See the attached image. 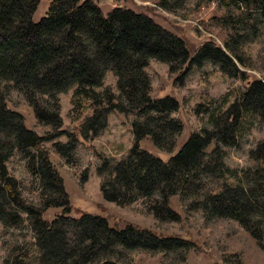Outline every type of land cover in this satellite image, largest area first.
I'll list each match as a JSON object with an SVG mask.
<instances>
[{"label": "trees", "instance_id": "trees-1", "mask_svg": "<svg viewBox=\"0 0 264 264\" xmlns=\"http://www.w3.org/2000/svg\"><path fill=\"white\" fill-rule=\"evenodd\" d=\"M41 1L0 0V220L5 227L20 226L25 220L21 211L25 212L36 236L6 264H120L121 248L182 247L176 238H159L134 227L116 230L100 216L73 218L68 202L54 207L61 209L49 221L44 214L52 204L43 210L27 205L6 163L14 152L24 153L30 171L46 190L64 195L62 179L43 143L65 137L66 143L54 147L66 156L67 150L74 151L81 143L90 146L107 128L111 112L132 115L140 120L132 124L133 147L120 161L111 165L104 159L99 168L102 197L129 204L158 195L162 206L154 208L157 217L177 220L171 199L192 196L200 189L198 178L222 172L226 153L221 146H236L243 115L259 114L264 122V82L250 80L237 65L236 61L243 64L242 59L231 52L229 56L206 34H199L205 41L192 54L184 39L152 17L117 5L105 14L95 0H49L46 16L36 24L33 15ZM231 1L246 8L256 4L264 19V0ZM151 60L169 64L174 73L185 68L183 75L210 61L228 77L247 83L246 92L224 118H211L214 131L192 134L168 162L141 148L148 138L157 149L171 153L177 148L174 137L183 127L167 117L178 111V100L152 97L145 71ZM109 72L118 79L119 95L103 87ZM73 88L71 102L78 110L71 111L67 126L58 95ZM12 90L33 105L38 127L28 128L22 115L9 109L6 99ZM250 155L264 166V139ZM192 200L199 203L197 197ZM201 203L206 213L236 220L257 237L250 217L264 215V179L248 189L224 185L210 190Z\"/></svg>", "mask_w": 264, "mask_h": 264}, {"label": "rangeland", "instance_id": "rangeland-1", "mask_svg": "<svg viewBox=\"0 0 264 264\" xmlns=\"http://www.w3.org/2000/svg\"><path fill=\"white\" fill-rule=\"evenodd\" d=\"M95 2L105 14L117 5L152 17L164 29L184 39L192 54L205 41L199 34H206L229 56L235 53L242 59L243 64L236 61L237 65L249 74L250 80L264 82V19L256 4L246 8L242 3L231 0ZM49 5V0L41 1L33 15L34 23L42 21ZM145 71L151 79L153 98L168 96L179 102L178 111L167 116L183 126L174 137L175 151L170 153L157 149L148 138L141 143L142 149L164 162H168L192 134L213 132L211 118H224L247 88V83L228 77L221 72L218 64L210 61L192 67L186 75H183L185 68L174 73L169 64L158 60H151ZM117 82L118 79L109 72L103 87L119 95ZM73 92L74 88L58 95L60 115L67 126L74 109L71 102ZM6 102L9 109L22 115L28 128L38 127L34 107L21 92L12 90ZM137 120L132 115L111 112L107 128L90 146L81 143L74 151L67 150L66 156L59 155L54 147L57 142L66 143L65 137L43 143V149L62 179L64 195L56 190H46L40 179L30 171L27 156L14 152L6 165L9 174L18 181L27 205L43 210L47 203L52 204L53 208L44 214V218L51 221L61 209L54 207L68 202L73 218L85 214L100 216L116 230L134 227L159 238H176L181 241L180 245L184 244L182 247L169 244L160 249L134 251L121 248L120 264H264V215L256 213L250 217L258 233L254 237L238 221L206 213L201 203L210 190L224 185L248 189L254 186L257 179H264V166L256 163L250 155L264 139V122L259 114L243 115L235 147L221 146L226 153L222 172L198 178L200 189L192 196L177 195L171 199L170 209L178 216L177 220L157 217L154 208L162 206L158 195L141 197L129 204L111 203L102 197L99 168L104 159L113 165L127 156L134 144L132 124ZM193 196L198 198L199 203L192 200ZM21 214L25 220L20 226L5 227L0 220V264H6L26 244L36 241L28 214L22 211Z\"/></svg>", "mask_w": 264, "mask_h": 264}]
</instances>
